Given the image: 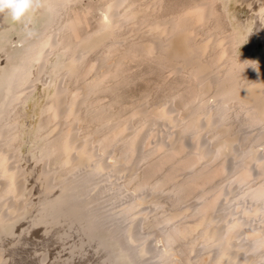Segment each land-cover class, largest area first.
I'll use <instances>...</instances> for the list:
<instances>
[{"label": "bare ground", "instance_id": "1", "mask_svg": "<svg viewBox=\"0 0 264 264\" xmlns=\"http://www.w3.org/2000/svg\"><path fill=\"white\" fill-rule=\"evenodd\" d=\"M80 1L41 0L31 37L0 15V264H264V0ZM125 26L147 37L125 54L186 76L173 101L114 116L107 60ZM102 91L111 102L92 105ZM233 106L255 131L235 132Z\"/></svg>", "mask_w": 264, "mask_h": 264}, {"label": "rangeland", "instance_id": "2", "mask_svg": "<svg viewBox=\"0 0 264 264\" xmlns=\"http://www.w3.org/2000/svg\"><path fill=\"white\" fill-rule=\"evenodd\" d=\"M137 4H141L144 1L142 0H136ZM147 1V0H146ZM164 2V6L162 11L163 12H169V11H173V10H183L186 9L188 7H192L197 4H199V2H202L203 0H163ZM88 0H81L78 4L75 5V9L80 11L82 6L87 4ZM197 3V4H196ZM186 7V8H185ZM243 7V6H241ZM239 8V6H238ZM241 9V8H240ZM243 13L245 14V12L243 11ZM243 13H241L243 15ZM98 12H91L90 14V19H89V23H88V27L87 29L89 30L90 28L92 29L94 24H95V19L97 17ZM44 13H40L39 11H37L35 13L34 16H36L37 18L40 17H44ZM92 22V24H91ZM38 23V21H37ZM15 24V23H14ZM90 29V30H91ZM226 30H224V32H228L227 30H229V28L226 26L225 28ZM120 32L122 33L123 37L126 39V41L119 45L109 56L107 63L108 64H115L117 61H119L120 63V69L122 70H114L113 74H112V78L108 77L105 79L106 80V84L108 86L109 83L113 84L116 81L119 80V78L121 77V82L120 84L117 86L118 88H116V92H115V96H116V100L112 103L111 106V114H113L114 116H126L129 114L131 108L135 105V104H144L148 109H155V107H159L162 106L163 104H165L167 101L172 100V93H175V91H177V88H180L182 85V77L186 76L184 75L185 73H175L173 71H171L170 68L168 67H162L160 64L156 63L154 60L151 59H147L144 58L142 55H140L139 53H133L131 54H125V47L128 45L129 42H137L141 40H145V38L147 39V37H145V34L139 33V32H135L131 29L130 26H125L124 28H122L120 30ZM202 37V35H197V38L200 39ZM256 52L259 53H264V46L262 45H258V48L256 50ZM138 55V56H136ZM114 57V58H112ZM119 57V58H118ZM142 57V58H141ZM97 57H95V54H91L89 55L88 59L89 60H94ZM51 62H48V64H50ZM116 72V74H115ZM93 74V75H92ZM120 75V76H119ZM94 77V72H86L84 74L83 79L84 80H92ZM117 77V79H115ZM110 81V82H108ZM179 83V85H178ZM180 86V87H179ZM176 88V89H175ZM36 94L37 96H40L42 94V90L40 89V87L37 88L36 90ZM51 95V94H50ZM50 95L44 99L43 103L46 101V99H48L50 97ZM36 95L35 97L38 98ZM114 97V94H112L109 91H102L100 93H97L95 95H93L91 97V103L92 105L96 106V105H100V104H107L109 102H111V99ZM40 98H42L40 96ZM93 100V101H92ZM209 102H212L213 99L212 98H208ZM173 101V100H172ZM171 101V102H172ZM35 102H28L29 105V111L27 110V105H24L23 109H21V115L23 116L21 119L22 122L25 121L26 118H28L32 113H34L33 107L35 105ZM176 103V100H174V102L172 103V108L173 111H175L176 109V116L178 117L179 115L177 113H179L180 111V106ZM156 107V108H157ZM235 108V109H234ZM130 109V110H129ZM27 110V111H26ZM243 111H241L239 108H237V106H233V108L231 109L230 113V117H231V122L233 123L234 126V130L237 133H244V132H251V131H255L256 128H251V130L249 129H245L240 123L242 121L241 118L245 117L244 115L242 116L241 113ZM37 117H35L34 119H38L39 115L36 114ZM241 117V118H240ZM181 118V117H179ZM240 118V119H239ZM132 123L133 124H138L139 122L136 121L135 118L132 119ZM141 124V123H139ZM87 127L83 126L82 123H79L78 125L75 126V130L77 132V134L79 136H81ZM156 127H150V131L155 132L156 131ZM158 129H162V128H158ZM168 131L165 130L164 133H167ZM163 133V130H162ZM256 146V147H255ZM254 147L258 149V151L260 153H264V144L262 142L255 144L254 143ZM121 177V176H120ZM119 177V178H120ZM120 181V180H119ZM122 181V180H121ZM120 183V182H119ZM201 188L197 189L198 192L200 191ZM197 190H195L193 192V197L192 195L189 197L191 199H189L185 205L181 206L183 207H187L188 205H192L194 201V199L196 198V195L198 194ZM197 193V194H196ZM157 194L155 197L158 198L159 200H161L163 202V207L164 210L166 208L167 211H171L174 209L175 205L173 203V201L169 198L168 194ZM196 200V199H195ZM178 207V209H182L180 206H176ZM241 213L240 209H233L231 211V215L232 216H238ZM191 219V218H190ZM238 219H240V217H238ZM186 219L185 221L187 222ZM192 221V219L190 220ZM188 221V222H190ZM258 223V222H257ZM257 223H255V221H250L249 222V227L250 228H255L257 227ZM139 234L141 236H146V235H150L152 233V231L148 230V228L145 225H141L139 227ZM154 241V240H153ZM158 246H160V243H157ZM55 252V251H54ZM212 254V253H211ZM210 255V254H209ZM205 257H207L208 255H204ZM194 257V255L192 256ZM194 260V259H193ZM192 260V263H194V261Z\"/></svg>", "mask_w": 264, "mask_h": 264}, {"label": "clouds", "instance_id": "3", "mask_svg": "<svg viewBox=\"0 0 264 264\" xmlns=\"http://www.w3.org/2000/svg\"><path fill=\"white\" fill-rule=\"evenodd\" d=\"M41 6V0H0V15L22 25L26 35L31 37L33 31L29 25Z\"/></svg>", "mask_w": 264, "mask_h": 264}]
</instances>
